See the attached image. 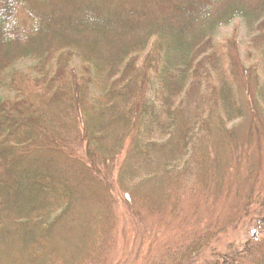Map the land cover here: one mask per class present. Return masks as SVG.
Wrapping results in <instances>:
<instances>
[{"label": "trees", "instance_id": "obj_1", "mask_svg": "<svg viewBox=\"0 0 264 264\" xmlns=\"http://www.w3.org/2000/svg\"><path fill=\"white\" fill-rule=\"evenodd\" d=\"M120 196L221 205L147 264H264V0H0V264H110Z\"/></svg>", "mask_w": 264, "mask_h": 264}, {"label": "rangeland", "instance_id": "obj_2", "mask_svg": "<svg viewBox=\"0 0 264 264\" xmlns=\"http://www.w3.org/2000/svg\"><path fill=\"white\" fill-rule=\"evenodd\" d=\"M238 34L239 50L242 58L248 61L250 51V33L242 18H237L228 25L221 26L217 32L216 39L223 41L231 38L234 33ZM29 63L23 64L27 66ZM117 208L118 222L117 243L111 252L110 264H147L150 259L158 257L160 252L167 249V246L174 240H181L186 236H179L182 232H190L201 228L218 217L221 205L211 206L201 198L184 196L177 218L166 217L163 221L156 218H146L121 196ZM191 200H196L195 204ZM245 228L239 227L231 230L215 246H223V250L229 245L237 247L248 237L247 222ZM151 250L150 258L147 251Z\"/></svg>", "mask_w": 264, "mask_h": 264}]
</instances>
